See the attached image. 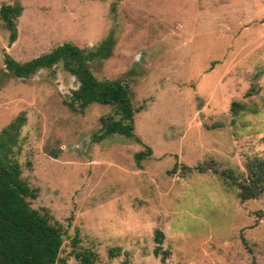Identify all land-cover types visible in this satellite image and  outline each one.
I'll list each match as a JSON object with an SVG mask.
<instances>
[{"label":"rangeland","instance_id":"374dc122","mask_svg":"<svg viewBox=\"0 0 264 264\" xmlns=\"http://www.w3.org/2000/svg\"><path fill=\"white\" fill-rule=\"evenodd\" d=\"M17 1L13 42L0 20V129L24 112L21 175L37 189L30 205L61 227L60 264H79L80 248L97 264H161L155 228L164 264H264V194L241 201L219 175L264 158V0ZM109 33L110 56L90 69L129 85L140 141L96 140L111 106L71 110L78 81L61 64L27 78L4 68L3 50L24 62L63 42L94 47Z\"/></svg>","mask_w":264,"mask_h":264},{"label":"trees","instance_id":"16d2710c","mask_svg":"<svg viewBox=\"0 0 264 264\" xmlns=\"http://www.w3.org/2000/svg\"><path fill=\"white\" fill-rule=\"evenodd\" d=\"M22 10L16 0L12 4H0V20L8 30V43L17 36L16 19ZM114 45L111 33L94 47L82 48L71 42H63L50 51L19 62L3 50L4 68L14 77L27 78L41 68H52L61 64L73 75L78 86L71 90L65 104L71 110L82 111L91 102L111 106V111L100 116V131L94 137L101 140L110 134L126 137L134 135V109L130 101L129 85L121 79H99L90 69V62L110 56ZM246 95L250 94L247 90ZM238 102H231V111ZM24 112L18 113L0 129V264H60L59 252L63 233L52 220L46 208L36 209L28 199L35 198L37 189L22 177L17 153L21 142V128L25 124ZM151 154L146 147L134 155L137 163ZM245 171L223 169L219 175L229 186H234L238 198L243 201L264 194V158L247 157ZM164 233L155 228L153 254L164 264L169 251L163 248ZM120 247H110L109 257L119 254ZM79 264H97V253L90 248L74 249ZM121 264H125L122 261Z\"/></svg>","mask_w":264,"mask_h":264}]
</instances>
